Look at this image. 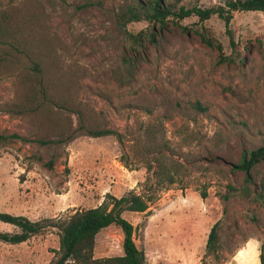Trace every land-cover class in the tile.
Masks as SVG:
<instances>
[{"label":"rangeland","instance_id":"1","mask_svg":"<svg viewBox=\"0 0 264 264\" xmlns=\"http://www.w3.org/2000/svg\"><path fill=\"white\" fill-rule=\"evenodd\" d=\"M41 1L67 44L64 58L83 66L81 107L101 112V124L117 135L75 131L66 142L38 143L26 117L5 111L13 89L11 77L0 76V212L43 224L23 241L0 240V264L54 262L57 220L129 192L147 204L120 212L145 264H199L218 218L220 246L207 264H258L264 164L250 168L248 181L232 165L243 149L264 145L263 12L232 11L230 43L216 14L168 16L159 26L143 18L125 22L124 0ZM223 1L163 0L175 8ZM151 28V39L138 33ZM84 118L89 124L86 111ZM136 136L151 151L134 156ZM156 157L168 165L171 182H155ZM258 190L262 198L254 199ZM0 230L19 229L0 220ZM121 243V228L110 223L95 234L93 256L119 254Z\"/></svg>","mask_w":264,"mask_h":264},{"label":"trees","instance_id":"2","mask_svg":"<svg viewBox=\"0 0 264 264\" xmlns=\"http://www.w3.org/2000/svg\"><path fill=\"white\" fill-rule=\"evenodd\" d=\"M255 9L264 15V0H224L217 5H179L177 8L164 4L163 0H124L119 14L125 22L143 18L159 26L168 16L178 19L195 15L198 20H204L216 14L223 21L229 42L233 43L229 27L232 11ZM153 32L151 28L138 33L151 39ZM66 48L67 44L53 29L41 0H15L0 6V76H10L13 89L11 99L4 102L5 111L26 117L34 127L33 139L40 144L66 142L75 131L92 136L117 135L115 130L101 124V112L81 107L78 96L83 66L77 60L64 58ZM85 111L89 124L85 122ZM151 148L150 143L136 136L131 151L134 156H142ZM145 162L146 168L151 169V159ZM259 162L264 164V145L243 149L232 166L243 170L244 180L248 181L251 180L250 168ZM152 172L157 183L173 180L168 165L160 157L155 158ZM258 186L264 189V174L258 180ZM260 198L262 192L258 190L254 199ZM146 206L141 195L129 192L111 198L109 206L100 202L73 210L54 224L58 228L57 257L46 264H145L143 250L134 242L132 224L120 212L123 208L142 211ZM0 220L19 229L14 232L0 230V240L11 243L23 241L43 227L40 221L20 214L0 212ZM110 223L121 228L122 252L95 257V234ZM221 227L220 218L210 225L199 264H207L205 257L217 252ZM258 250V264H264V236Z\"/></svg>","mask_w":264,"mask_h":264}]
</instances>
